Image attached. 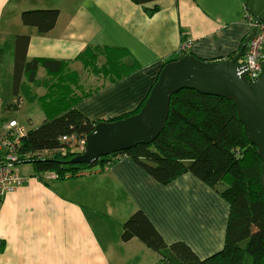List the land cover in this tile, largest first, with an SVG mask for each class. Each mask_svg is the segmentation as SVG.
Returning <instances> with one entry per match:
<instances>
[{
	"label": "crops",
	"instance_id": "obj_1",
	"mask_svg": "<svg viewBox=\"0 0 264 264\" xmlns=\"http://www.w3.org/2000/svg\"><path fill=\"white\" fill-rule=\"evenodd\" d=\"M155 6L158 9L153 14L146 11ZM48 8L59 9L50 32L41 34L22 22L24 11ZM245 15V0H155L147 4L133 0H0V120L16 117L1 114V109L19 111L28 103L11 106L19 36L29 37L28 61H68L71 72L79 62L86 71L76 58L89 46L129 51L125 62L139 63L140 69L77 105L91 120L112 119L139 106L165 62L179 54L185 42H191L190 52L201 59L231 58L252 30ZM105 61L104 56L99 58L101 65ZM79 74L88 85L102 83L87 71L84 77L83 72ZM49 75L42 66L37 72L38 78ZM90 76L95 83L89 82ZM37 92L41 95L46 89L40 87ZM98 168L45 182L34 171L21 169L27 181L0 199V264H116L118 248L128 246L144 254L132 264H147L148 247L137 238L121 239L120 223L137 209L145 212L167 244L184 241L200 258L223 248L229 204L192 173L165 185L130 157H122L107 170ZM98 232L103 233L101 237ZM159 259L157 255L152 263Z\"/></svg>",
	"mask_w": 264,
	"mask_h": 264
},
{
	"label": "trees",
	"instance_id": "obj_2",
	"mask_svg": "<svg viewBox=\"0 0 264 264\" xmlns=\"http://www.w3.org/2000/svg\"><path fill=\"white\" fill-rule=\"evenodd\" d=\"M133 1L147 4L155 0ZM246 2L245 18H250L251 23L253 17ZM157 9L155 6L146 11L153 14ZM21 17L25 25L36 27L39 33L45 34L55 27L59 9L27 10ZM22 40L25 41L23 45ZM28 40V36L17 38L13 78L15 101L11 106L17 108L22 101L39 100L46 118L29 129L23 138L20 163H31L34 176L44 182L49 181L45 175L49 172L57 173L62 179L67 174L75 177L82 171H90L95 163H71L75 156L84 152L86 136L100 122H114L139 113L148 96L133 111L112 119L91 120L78 110L77 105L136 72L140 64L125 62L130 55L125 48L89 46L76 60L83 62L88 73L101 78L102 83L91 86L75 79L73 71L67 68L68 61L49 58L28 61ZM190 53L189 49H180L179 54L169 57L165 65ZM101 56L106 58L102 65L99 64ZM41 66L51 75L38 78ZM40 87L46 89L41 95L37 92ZM64 135L75 136L77 151L71 143L60 139ZM80 143H83L81 149ZM122 157L132 158L165 185L185 173H192L229 204L224 246L206 258H200L184 241L167 244L140 209L121 224L124 242L139 239L159 255L157 264H245L248 255L251 264H264L262 161L244 130L233 98L203 94L194 89L180 90L172 95L163 129L153 142L108 155L96 163L104 167L108 160L114 163Z\"/></svg>",
	"mask_w": 264,
	"mask_h": 264
},
{
	"label": "water",
	"instance_id": "obj_3",
	"mask_svg": "<svg viewBox=\"0 0 264 264\" xmlns=\"http://www.w3.org/2000/svg\"><path fill=\"white\" fill-rule=\"evenodd\" d=\"M246 3L254 26L234 57L207 61L190 53L166 64L140 112L114 122L98 123L86 136L84 152L75 156L71 163H96L108 155L153 142L163 129L172 95L182 89H194L203 94L234 99L244 130L262 161L264 192V71L260 78L250 82L243 77L239 63L258 24L264 22V0H247Z\"/></svg>",
	"mask_w": 264,
	"mask_h": 264
},
{
	"label": "built area",
	"instance_id": "obj_4",
	"mask_svg": "<svg viewBox=\"0 0 264 264\" xmlns=\"http://www.w3.org/2000/svg\"><path fill=\"white\" fill-rule=\"evenodd\" d=\"M253 17V16H252ZM250 20V18H249ZM254 20V19H253ZM252 20L251 28L254 26ZM191 42H185L181 49H190ZM264 22L257 26L255 36L249 41L245 50L243 59L240 60V66L243 68V77L250 82L260 78L264 71ZM28 128L15 118L0 120V199L8 193L15 191L24 185L27 177L21 172L20 150L23 138L28 134ZM63 142H69L75 146L76 138L72 136H62ZM86 145V141L85 144ZM83 143L79 147L82 148ZM113 164L112 160H108L103 170L109 169ZM101 171V170H100ZM90 171H82L78 174L90 173ZM47 180L60 179L57 173H46ZM70 175L67 174L66 177Z\"/></svg>",
	"mask_w": 264,
	"mask_h": 264
},
{
	"label": "rangeland",
	"instance_id": "obj_5",
	"mask_svg": "<svg viewBox=\"0 0 264 264\" xmlns=\"http://www.w3.org/2000/svg\"><path fill=\"white\" fill-rule=\"evenodd\" d=\"M100 63L101 62H99V64ZM76 65H77L76 66L77 71L73 68L75 70V72L72 73L73 76L75 77V79L79 78L80 77L79 73L83 72V77H84L86 75V71H84L82 69V63L79 62ZM89 82L95 83V81L93 80V77H91V76L89 77ZM40 104L41 103L38 101H35L34 103H25L23 106H21V109L19 111H16V110L15 111H8L7 110L5 112L4 109H1V114H9V117H15L16 116L15 118H17L19 120V122L24 124L28 129H31L33 127L38 126V124L41 123L42 119L45 118L44 111H43L42 106ZM85 146H84V150H85ZM74 149L76 151L78 150L76 146H74ZM96 164L97 163L94 164L95 166L93 167V169H96L99 167L98 169L103 171V167H101L98 164L96 165ZM21 169H22V172H28V173H32V171H34L31 163H23L21 165ZM77 175H79V174H77ZM123 222H121L120 225ZM102 234H100V237ZM126 248L125 247L118 248V254H119L120 258L118 259V262L116 264H122L123 262H124L123 264H127V263L132 264L137 257L144 255V254L141 255V253H138V251L136 249L131 248V246H128ZM127 250L130 251L131 253H128ZM157 255L158 254L155 251L149 249V254L147 256V260H148L147 264H156V263H152V262H154L153 260L155 259V257H157ZM134 256H136V257H134ZM251 263H252L251 257L248 255L246 258L245 264H251Z\"/></svg>",
	"mask_w": 264,
	"mask_h": 264
}]
</instances>
